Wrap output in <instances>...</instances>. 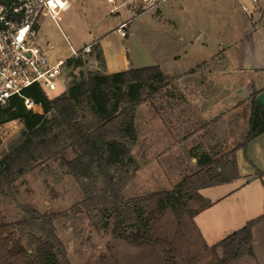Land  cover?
I'll return each instance as SVG.
<instances>
[{"label": "rangeland", "instance_id": "rangeland-1", "mask_svg": "<svg viewBox=\"0 0 264 264\" xmlns=\"http://www.w3.org/2000/svg\"><path fill=\"white\" fill-rule=\"evenodd\" d=\"M243 5L248 10H244ZM129 17L132 21L129 37L124 38L116 29ZM39 23L37 41L42 46L54 44L55 56L64 57L67 40L76 49L83 50L85 44L107 32L110 35L108 42L119 49L126 62L130 57L138 61L143 52H147L153 63L162 66L166 73L188 68L193 60L192 39L205 50L212 49L205 53L208 63L204 71L214 64L212 71L219 73L208 81L215 87L225 85L223 75L242 68L246 58L262 57L258 46L264 47V0H164L150 11L128 10L121 15L109 13L107 0H69L57 23L49 18H43ZM90 53L82 54L90 61L83 68L74 69L75 75L79 76L80 71L86 74L88 66L91 70L99 68ZM176 54L180 59L174 61L171 57ZM67 72L59 80L58 89L48 93L49 96L60 95L66 90ZM254 83L253 91H256L255 78ZM210 87L205 88L210 90ZM220 93L218 101L228 103L223 99L226 95L222 88ZM154 98L142 102L137 113L136 125L141 141L132 146L134 164L120 186L126 199L170 190L183 177L200 169L197 160H191L194 154L183 153L178 147L156 149L150 146L149 128H157L160 124L151 106ZM237 111L243 113L244 107L240 106ZM83 114L88 116L85 110ZM234 114L230 111L212 125L205 138L199 137L216 159L243 142L248 133L249 122L237 114L235 124ZM22 127L18 120L0 125V154L18 141ZM74 156L71 149L66 152L67 158ZM213 167L216 169L217 165L213 164ZM117 175L121 176L120 173ZM240 184L238 179L201 189L199 200L191 206L195 213L193 217L186 216L179 221L169 210L153 223L152 236L172 242L178 251V259L187 264H215L222 256V250H215L214 245L264 214V183L252 186L250 195L241 192L233 198L220 200ZM103 187L106 184L99 181L98 189ZM83 199L79 183L67 173L59 159L40 164L32 162L7 196L0 197V223L18 222L24 231V243L29 246L28 238L41 235L43 217L66 212L53 225L71 264H164L165 254L160 246L136 245L116 237L112 230L114 217L109 212L76 211L74 206ZM207 201L213 202L211 209L205 205ZM252 234V254L228 264H264V218L253 225Z\"/></svg>", "mask_w": 264, "mask_h": 264}, {"label": "trees", "instance_id": "trees-1", "mask_svg": "<svg viewBox=\"0 0 264 264\" xmlns=\"http://www.w3.org/2000/svg\"><path fill=\"white\" fill-rule=\"evenodd\" d=\"M90 44V55L99 64L97 70L88 66L86 74L80 71L79 76L75 75L74 69L83 68L90 61L80 54L65 65L69 82L62 94L51 97L38 85L24 90V96L38 104L42 112L28 109L20 96L0 107V124L18 120L23 125L18 141L0 154V197L7 196L32 162L59 159L84 195L80 204L74 206L76 211L109 212L114 217L112 230L116 237L136 245L160 246L165 254L164 264H187L178 259L172 242L152 236L153 223L169 210L179 221L193 217L191 206L199 200L201 189L228 184L240 177L236 151L246 150L251 140L264 134V107L257 99L258 91L249 97L250 128L243 142L220 159L202 155L198 160L200 169L183 177L170 190L126 199L120 186L134 164L131 149L138 138L136 110L172 79L157 65L108 73L99 42ZM69 149L75 154L73 158L66 157ZM99 181L106 187L98 189ZM212 204L207 201L205 205ZM66 214L43 217L41 235L28 238L29 246L24 243V231L18 222H1L0 264H71L53 225ZM263 218L264 214L216 243L214 248L221 249L222 256L215 264H228L251 255L252 227Z\"/></svg>", "mask_w": 264, "mask_h": 264}, {"label": "crops", "instance_id": "crops-1", "mask_svg": "<svg viewBox=\"0 0 264 264\" xmlns=\"http://www.w3.org/2000/svg\"><path fill=\"white\" fill-rule=\"evenodd\" d=\"M127 37H129V33ZM109 38L110 35L107 32L96 38L103 52L108 73L131 68L156 66L147 52H143L138 61L130 57L126 62L119 49L108 42ZM182 41H184V38H182ZM190 42L192 43L191 56L193 60L186 70L166 73L162 70V66L157 65L168 78L172 79V82L155 94L151 106L160 124L157 125V128H149V138L150 146L153 148L167 149L178 147L183 153L194 154L195 156H192L191 160H197L196 164L198 165V160L202 155H208L212 159H216L206 149L208 146L199 141L200 138L207 136L208 130H211L214 123L229 114L230 111L235 113V124H237V117L235 118L237 114L240 119H246L249 122L251 112L249 97L254 89V78L257 85L256 91H258L257 99L264 107L262 103V98L264 97V83H262L264 81V47L262 45L258 46L261 49L260 51H262V57L246 58L242 68L231 70L228 74L223 75L225 85L220 86L217 84L215 87L213 83L208 81L214 78V74L219 73L212 71L211 67L214 64L212 63L211 67H207L206 71H204V67L208 63L205 60V53L212 49L205 50L204 47L197 44V41L192 39ZM171 58L176 61L180 59V56L176 54ZM252 65L254 66L252 67ZM253 76L254 78H252ZM208 84L211 86L210 90L205 88L209 87ZM227 85L228 87H226ZM221 88L226 95L223 99L228 101V103L218 101L222 94L220 93ZM240 106L244 107L243 113L237 111ZM140 107L141 105L136 110V129L137 113ZM199 122L200 125H197ZM157 133L159 135H156ZM137 134L138 138L133 146H136L141 141V134L138 129ZM235 146L236 144L231 149ZM236 158L240 173L238 179L241 184L227 196L220 198V200L233 198L241 192L246 196L250 195L252 186L264 183V134L251 140L247 144L246 150L239 148L236 151ZM243 164L245 165L244 170L242 169ZM249 166H251L250 169H248ZM213 206H210V209Z\"/></svg>", "mask_w": 264, "mask_h": 264}, {"label": "built area", "instance_id": "built-area-1", "mask_svg": "<svg viewBox=\"0 0 264 264\" xmlns=\"http://www.w3.org/2000/svg\"><path fill=\"white\" fill-rule=\"evenodd\" d=\"M163 1L107 0L109 13L116 15L128 10L147 12ZM68 3L69 0H0V107L20 96L28 109L42 112L38 104L24 96V90L38 85L46 93L56 91L67 61L92 51L91 44L78 50L67 40L68 49L62 58L54 55V44L38 43L40 20L49 18L57 23ZM243 9L248 10L244 5ZM131 22L129 17L118 25L116 31L121 37L128 36Z\"/></svg>", "mask_w": 264, "mask_h": 264}, {"label": "water", "instance_id": "water-1", "mask_svg": "<svg viewBox=\"0 0 264 264\" xmlns=\"http://www.w3.org/2000/svg\"><path fill=\"white\" fill-rule=\"evenodd\" d=\"M254 65H252V67H253Z\"/></svg>", "mask_w": 264, "mask_h": 264}]
</instances>
